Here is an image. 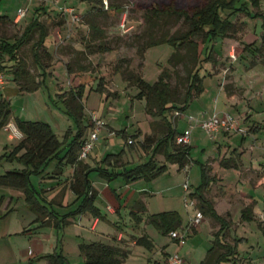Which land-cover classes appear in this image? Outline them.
Here are the masks:
<instances>
[{
  "label": "rangeland",
  "instance_id": "rangeland-1",
  "mask_svg": "<svg viewBox=\"0 0 264 264\" xmlns=\"http://www.w3.org/2000/svg\"><path fill=\"white\" fill-rule=\"evenodd\" d=\"M204 1L205 0H102L104 10L107 9L109 4L117 7L118 10L116 12L104 11L95 14L90 12L91 9L89 5L77 0H32L30 4V13L15 23L13 13H16L19 4H23L24 1L1 0L0 12L7 11L10 17L7 22H0V38L6 39L12 43L22 35L24 28L36 16L33 11L36 7L42 6L46 7L48 10L47 14L39 15V20L48 30L46 48L52 56V61L50 67L46 70V78L41 77V81L43 82L34 92L13 96L12 98L9 97L13 117L27 121L46 122L53 126L54 131L59 134L61 142L66 141L69 137V140H71L78 128L76 123L65 113V106L59 94L66 93L69 89L75 88L79 82L77 77L67 74L65 64L69 63L74 72L83 67L87 75L95 78V81L85 87V93L82 98L85 106L83 126H87L85 127L84 136L92 129L91 120L93 116H96L98 120L104 123L103 129L98 136V143H95L94 150L92 149L93 151H90L91 155L89 153L85 160L94 163L95 160H101L105 157L106 152H98L97 145L101 144L102 151L106 147L105 151L117 153L123 148L122 150L126 152L130 160L131 156H129V154L134 152V155L138 153L136 158L140 161H144L145 157L141 149H139L140 144L138 142L134 141L133 144L130 145V143L125 144L124 141H120L114 148L112 144L107 143L108 140L114 138L123 140V134L120 131H124L127 135L136 133L138 130L136 129L138 122V125H142V122H148V124L152 125L154 140L158 139L163 132L160 119H152L146 115L145 101H137L134 99L137 94V89L134 86L128 85L120 73L114 72V67L121 62L120 65L124 71L139 75L149 84L155 83L163 70L168 69L172 71V68L168 64V60L173 50L169 45L163 44L153 46L147 49L144 55L138 53V48L145 45L146 42H149L150 37L159 39L164 34H181L188 29V25L183 19L176 20V18H167L163 15L154 16L150 12L153 9L167 6H173L177 10L191 12L196 7H201ZM59 7L71 8L77 19H73L70 14H65L60 11ZM262 10L264 11V3ZM223 16L228 17L229 20L234 23L236 31L227 38H218L213 42L215 51L213 53V59L217 61V65L214 66L205 62L202 64L200 76L203 79L206 95L202 99L197 100L199 105L204 104V102L212 106L221 103L219 99L222 98L224 93L228 95V91L233 93L237 89L231 77L233 68L239 63L243 64L244 61L245 65H248L251 61L259 60V57H255V50L260 47V37L263 33L262 30L260 31L259 29L261 21L250 20L240 13L233 15L224 14ZM90 23H94L105 32L103 38L106 40L108 46L111 47V52L88 55V50L84 47H87V44H89L96 48L99 44V41L96 40V37L90 31ZM122 24L123 28L121 27ZM37 39L38 33L34 32L22 44L18 52L19 59L26 64V68L34 76L41 74V71H39L33 62L31 51L32 45ZM194 40L198 43V55H200V59L203 60L206 46L201 43L200 38H194ZM82 51L84 54L80 55L79 53ZM184 52L185 48H181L180 53L183 54ZM77 53V56H79L78 59L76 56ZM6 66L9 67L10 64L7 63ZM183 69L182 65H179L176 68L175 75L171 74L170 79L171 88L177 94L179 100L183 99L186 89V76ZM100 79L103 80L101 93L95 91ZM37 80H40V77H38ZM3 82V85H0L1 88H4L6 86L5 83L8 82V79H4V76ZM245 103L248 109V101ZM222 106L224 105L222 104ZM232 108L236 109L235 106ZM202 116H219V118L230 117L234 121L236 127L238 126V120L233 117L234 115L228 109L218 111L217 109L212 110L211 108L200 107L191 115L195 120H199ZM237 116L239 120L244 118L245 122L248 120L246 114H237ZM169 117L171 118V113H168V118ZM136 121L137 124L135 123ZM188 121L187 117V128L190 125ZM130 127L133 129H130ZM195 129L197 128L193 127L192 131ZM239 129L242 130V132H239L241 136L248 134L246 130ZM178 130H183V126L179 125ZM102 132H106L108 137L105 138L112 137L109 135L111 133H113V137L105 139L102 136ZM210 140H216L214 139V135L210 136ZM214 144L215 143H213V145ZM5 146H10L7 141V133L0 130V168L2 165H5L8 169H12L10 166L11 163L7 159L1 157L5 151ZM110 146H112V150H110ZM202 149L203 148H200L198 145L193 146L191 151L193 160H189L180 172L177 171L178 165L176 163L168 162L169 169L155 179L151 181L137 179L129 182L132 184V190L144 189L148 192L145 196L148 198L147 208L149 214L153 215L167 211L178 212L182 224L184 226L187 224L184 229L181 230V233H190L191 230L198 225H191L197 212L196 208H186L184 201L185 196H187L188 201H194L190 194L195 192L200 181L198 161H205L207 159V166H211L213 162L218 161V158L212 159V153L214 152L212 149L209 151V148L207 153L202 151ZM235 161L237 162L236 158ZM130 164L131 166L129 167H132L137 165L138 162ZM5 171L6 170H0V173ZM243 172L244 177L248 176L251 178L252 182H255L256 178L253 177V171L246 170ZM92 175L98 178L95 173ZM210 175H213L212 172ZM34 178L35 176L30 177L31 180H34ZM121 181L123 184L127 183L121 179L114 183H109L101 179L94 182L96 183L94 187L99 191V195L95 199V206L100 208L102 219H100V224L96 230L97 232L89 230V223L87 221L86 224H82V238L85 241L98 239L100 235L99 231H102L106 234V236H104L105 238L102 237V241L113 242L114 240L112 237L116 238L118 233H122L126 236L129 230L133 229L128 216L129 208L123 206L119 208L120 200H118L114 192L111 191L113 189H118L123 201L127 200L132 192L134 193V191L127 189L126 186L123 187V184L119 186ZM72 182L73 177L68 175L64 181L65 186L63 188H66ZM217 183H213L210 186L209 191L205 194L207 199L212 200L215 198L219 201L229 200L230 202V200L236 196L235 189L231 186ZM184 184L188 186L187 192L183 190ZM14 192L16 194L18 191ZM15 200L14 204L19 207L24 204V201L21 199L18 200L17 198ZM123 201L121 205H123ZM107 206L121 209V218L117 214L115 216L109 215L107 213ZM50 207L58 212L59 215H63L71 210V206L67 209L58 205H51ZM17 212L18 220L26 222V209L20 207ZM224 217L226 218L225 215ZM259 220L261 219L259 218ZM113 221H119V223H116L117 227L111 223ZM210 222L214 230H216L218 224L213 220ZM145 224V230L153 239L155 249L148 251L141 246L132 247L131 253L123 264H152L154 260L163 263L164 259L166 263L168 258H166L164 252L161 251L162 249L167 251L165 253H170V256L174 255V253L181 254L180 246L177 244L174 246L168 235L162 234L150 223L145 222ZM202 224L206 225L208 223L206 220H203ZM261 224L264 225V221H262ZM68 226L66 225L62 230L42 228L39 234L42 233L44 235L39 236L38 233V235H33L36 237L39 236L44 242H41L39 248L38 246L36 247L37 250L40 249L41 252L38 254L39 256H33L34 258L32 261L35 263H43L44 259L41 258L42 256L53 253L54 251H61L64 256L65 251L67 262L70 264H77V257H75L74 251L77 250L79 244H77L78 242L76 243L74 236L70 235L72 230L70 231ZM195 234L197 235V232ZM198 235L199 239L195 240L191 243V246H189L190 239L186 234L187 239L185 243L187 242L186 244H188L189 248H194L192 251L193 261H196V258L202 255V251L200 250L202 247L201 243L205 242L204 234L202 235L199 232ZM252 241H256L254 236ZM125 242L126 240H122V243ZM181 247H184V245ZM182 254L184 255V252ZM180 259L182 258L180 257ZM262 259L264 260V255ZM28 262L26 261L25 264Z\"/></svg>",
  "mask_w": 264,
  "mask_h": 264
},
{
  "label": "trees",
  "instance_id": "trees-1",
  "mask_svg": "<svg viewBox=\"0 0 264 264\" xmlns=\"http://www.w3.org/2000/svg\"><path fill=\"white\" fill-rule=\"evenodd\" d=\"M77 1L89 5L90 12L95 14L104 11L116 12L118 10L117 7L111 4L104 10L102 0ZM248 5L257 8L258 0H247L242 3L241 0H205L201 7H196L191 12L177 10L173 6L153 9L150 13L154 16L163 15L167 18H176V20L183 19L188 25V29L181 34H164L159 39L150 37L149 42L138 48V53L144 55L145 51L153 46L169 45L173 50L168 60L172 71L163 70L158 80L153 84H149L139 75L124 71L120 65L121 62L114 67V72L120 73L128 85L137 89L135 99L145 101L146 115L150 118L160 119L163 127L162 137L157 140L146 137L143 144L148 146L154 144L153 154L163 152L166 162L177 163L181 169L190 160V148L189 145L180 147L175 144L177 134L167 121L165 114L175 108L176 105L187 104L191 99L202 93L203 86L200 71L202 70L203 62H210L212 59L213 49L209 44L218 38H227L236 31L234 23L223 15L240 13L250 18L261 17L259 14L252 16L248 10ZM42 11L46 13V10L41 7L35 10L36 17L28 23L22 35L13 43L0 38V74L2 76H11L19 94L34 92L43 82L41 80L37 81L36 78L38 76L35 77L31 74L26 68V64L18 57L20 47L34 32L38 33V39L32 45L31 51L35 66L41 71L39 76L44 77L52 61V56L45 46L47 28L37 16ZM261 18L263 33L260 37V47L255 50L260 55L264 53V16ZM0 22H6V18L0 16ZM89 28L96 40L99 41V44L96 48L87 44V47L84 48L88 50V55L111 52V47L108 46L103 38L105 32L94 23H90ZM194 38H200L201 43L206 46L203 60L198 55V43ZM181 48H185L183 54L180 53ZM79 54L83 55L84 52L82 51ZM78 58L79 56H77ZM7 63L10 64L9 67L6 66ZM179 65L184 68L183 72L186 76V89L182 100H179L170 85L171 74L175 73ZM65 69L68 75H73L79 79L78 85L70 89L67 95H65L66 93L60 95V99L65 106V113L76 123L78 128L69 143L60 142L50 125L46 122L13 118L10 102L7 99H0V130L5 128L13 119L16 129L22 134V140L10 152L4 153L1 157L7 159L10 163L16 162L24 167L23 170H12L0 175V188H11L21 191L26 205L36 217L33 224H38L39 227L52 226L56 230H62L68 224L69 218L84 213L90 214L95 219H102L99 209L94 205L97 193L92 189L91 182L86 174H81L77 171L74 173L70 188L81 201L74 212L62 216L57 215L52 210V207H50L51 203L46 201L43 196L44 193L37 191L30 179L31 176L38 177L42 175L45 168L54 160L57 161L58 165L65 162L68 165L79 166L82 162L77 159L83 143L81 139L86 127L83 126L84 105L82 98L85 87L95 81V78L87 75L83 67L74 72L71 65L66 63ZM102 81V79L98 81L96 92H102ZM169 147L173 148L172 153L168 151ZM63 152H65V155L60 158ZM229 163L230 160L222 161L224 167H236V163L233 162L232 166ZM200 167L201 183L191 196L197 200L202 216L210 218L219 226L218 231L214 234L215 239L212 248L207 252V257L202 264H209L215 257L214 263L221 264V262L227 261L229 257L233 256L235 250L233 247L223 244L219 239L220 235L228 228L229 223L225 218L217 214L212 203L206 198L205 192L214 179L209 176L210 170L208 167L204 165ZM165 170V165L158 166L153 157H151L146 163L124 170L121 173L116 174L99 168L96 172L107 181L121 176L124 180L130 182L137 179L151 181L164 173ZM144 212L145 207L143 204L137 203L130 212L134 224L140 223L141 220L138 214ZM148 223L156 227L162 234L169 235L170 232L180 227L181 220L177 212H163L151 215ZM133 241L135 245L141 246L148 251L154 248L153 241L145 234L133 237ZM78 249L84 264H123L129 255V251L97 242L81 243ZM219 251L222 252L219 253ZM41 258L46 261V264H68L61 251H54ZM31 263L33 261H30Z\"/></svg>",
  "mask_w": 264,
  "mask_h": 264
},
{
  "label": "crops",
  "instance_id": "crops-1",
  "mask_svg": "<svg viewBox=\"0 0 264 264\" xmlns=\"http://www.w3.org/2000/svg\"><path fill=\"white\" fill-rule=\"evenodd\" d=\"M23 1H24L23 4L21 5L19 4V6L17 7L16 13H13L15 23H17L19 20L23 19L26 15H28V13H30V4L32 0H23ZM245 1L247 0L244 1L241 0V3ZM263 3L264 0H258L257 8H253L250 5H248V10L250 14L252 16H254L255 14H259L261 17L264 16V11L262 10ZM40 7L46 10V13H43L42 11L40 12V14L48 13L46 7H42V6L36 7L33 10L34 13H36L35 10ZM20 11H24L25 13L24 16L19 19L18 14ZM0 16H4L6 18V22L10 17L7 11L0 12ZM245 17L250 20H254L258 22L260 20L261 23L259 25L260 26L259 29L260 31L262 30L261 17H255V18H250L247 16ZM47 36H48V30H47ZM47 39L48 37L46 38V40ZM209 45L213 49V52L211 54L212 59L210 62H205V63H209L216 66L217 61L213 59V53L215 52L213 47V42L210 43ZM45 46L47 47L46 41H45ZM255 57H259V60L251 61L248 65H245V61H244L243 64L239 63L233 68V71L231 72V77L232 80H234L233 82L236 84L237 89L233 93L228 91L229 93L228 95H225L224 93L222 98L219 99V101L221 102L218 104L219 106L218 105L212 106L211 104L207 105L205 102L202 105L198 104L197 100L202 99L206 95V89L204 87L203 79H202L203 91L199 96L191 99L187 104L176 105L175 108H173L171 111H168L165 114L167 121L174 128L175 133L181 134L188 129L186 123L187 117L193 115L198 110V108L207 107V108H211L212 110L217 109L218 111L222 109H228L234 115L233 117L236 120H238L237 127L246 130L248 133L245 136H241L240 133L236 131H232L230 133L218 132L214 135V139H216L214 141L210 140V136L204 133L203 131L199 130L198 128L193 130L190 135V143H189L190 160H193L191 157V151L194 145H198L200 146V148H203L202 151H204L205 153H207V150L209 148H210L209 151H211L212 149L214 151L212 153L213 155L212 159L218 158V161L213 162L211 166H207L206 164L207 159L205 161H200V162L198 161V170L200 176L199 185L201 183V167H200L201 165H204L209 168L210 170L209 176L214 179V181L210 183L205 194L209 191L210 186L213 183H217V182H218L217 184L233 187L235 189L234 191L236 192V196L233 197V199L230 200V202L229 200L219 201L216 200L215 198L209 200L212 203L213 208L217 212V214L223 218H225L224 217L225 215L226 216L225 220L228 221L229 223L228 228L220 235L219 238L220 241L223 244H227L233 247L235 250L234 255L229 257L227 261L221 262V264H264V260L262 259V256L264 255V225L261 224V222L264 221V53H262L261 55L256 53ZM37 76L40 77L41 80V76L39 75ZM42 78H46V72L44 74V77ZM4 79H8V82L5 83L6 86L4 88H1L0 86V99L3 98L9 101V97L12 98L13 96L22 95L18 93L17 87L12 81L11 76L4 75ZM67 92L66 94L65 93L62 94L67 95ZM137 101H144V100H137ZM246 101H248L247 104H249L248 109L245 106ZM222 104L225 107L222 106ZM234 106L236 107V109L232 108ZM176 112L180 113L179 117L174 115ZM168 113H171V118L170 117L168 118ZM237 114H241V115L246 114L248 120L246 122H245V118L239 120ZM135 123L137 124V121ZM138 124L136 127V129L138 130L136 131V133H132L131 135H127L125 134L124 131H120L123 134V140H121L120 138L118 139L114 138L111 140L110 138H112L113 136L110 138H105L108 137L106 132H102L103 133L102 136L105 139H110L107 141V143L112 144L113 148L117 146V144H119L120 141L121 142L124 141L125 144L130 143V145H132L134 141L138 142L140 144L139 149H141L142 154L144 155L146 161L145 159L144 161L143 160L140 161L138 158H136V155H138V153L136 155H134V152L129 154V156H131V160H130L126 152L122 150L123 148L120 150V152L109 153V151H105L106 147L102 151L101 144L98 145L96 144L98 148V152L100 153L106 152L105 157H103L101 160L97 159L94 161V163L85 160V162L82 161L79 166L68 165L65 164V162H62L61 164L58 165L57 161L54 160L45 168L42 175L38 177L35 176L34 180L33 179L31 180L32 185L35 187L37 191H42L44 193L43 195L44 198L46 199V201L50 202L51 205H58L65 209L71 206V210L63 214L66 215L71 212H74L79 206L81 201V199H78L71 190L70 188L71 184H69V186H67L66 188H63L65 186L64 181L66 180V177L68 175L73 177L76 171L81 174H86L87 178L91 182L92 189L97 193L96 196L97 198L99 195V191L94 187V184H96L94 182L99 179L105 181V179L102 176H100L98 172H96L98 168L117 174L123 172L124 170L131 169L137 165L143 164L144 162H147V160H149L151 157H153V160L158 166L165 165L166 170L169 169L168 162H166L163 152H158L156 154H153L152 152H153L154 144L151 146L143 144L146 137L153 138L152 125L148 124V122H142V125H138ZM83 125H84V120H83ZM179 125L183 126V130H178ZM7 126L1 129V131H3L4 133H7V141L10 144V146L4 147L5 149L4 153L10 152L22 140V134L18 132V130L16 129L13 119L10 121V123ZM50 127L52 128L53 132L60 141L59 134L54 131L52 125H50ZM130 129L133 128L130 127ZM87 136L88 134L86 136L83 135L81 139L82 142L87 138ZM161 137L162 135L158 137V139H160ZM69 138L65 141L66 143L70 142ZM213 143L215 144L213 145ZM112 146H110V150H112L111 149ZM168 151L172 153L173 148L169 147ZM64 155L65 152H63L60 155V158H63ZM235 158L237 159V162L235 161ZM223 160H230L229 163L230 166L233 165V162L236 163V167H229V168L224 167L222 165ZM135 162H138V164L129 167L131 166L130 163H135ZM10 166L12 169H8L7 166L2 165L0 170H6V171L0 173V175H3L4 173L12 170L20 171L24 169L22 165L16 164L14 162L11 163ZM246 170L253 171V177L256 178L255 179L256 183L252 182L250 177L248 176L244 177L243 171ZM177 171L178 172L182 171L179 165L177 166ZM211 172L213 174L212 176L210 175ZM93 173H95L99 179L95 178L96 176L92 175ZM119 179L126 181L124 180L123 177L117 176L116 178L110 181L106 180V182L114 183ZM121 184H123L122 181L119 183V186ZM124 186H126L127 189L132 190L131 183L127 182L123 184V187ZM8 189L11 190V188H0V264H25L26 261L30 262L31 260L32 262L34 258L33 256L35 257L39 256L38 254H40L41 252L40 249H38L39 250L38 251L36 247L38 246L39 248L41 242H44V240L39 237L44 234L42 233L39 234L40 233L39 231L42 228L52 229L53 227L52 226L39 227L38 224H33V221L35 220L36 217L26 205L24 201L23 193L18 190L13 189L10 191ZM14 191H18V192H16L15 194ZM111 191H113L117 199L120 200L119 208L121 206L125 208L127 207L129 208L128 216H129L130 224H132L133 226L132 227L133 229H130L129 233H127L126 236H124V234L122 233H118L116 238L112 237L114 240L113 242L102 241V237L105 238L104 236H106V234L103 233L102 231H99L100 235L98 239L85 241L82 238V228H83L82 224L83 223L86 224L87 221L89 223V230L92 232H97L96 230L100 224V219H95L88 213H84L76 217L69 218L67 226L69 225L68 226L69 230L70 231L72 230L70 235L74 236L76 243L78 242L77 244H81V243L88 244V243L97 242L108 246L119 247L121 249L129 251L130 254L131 248L137 246L133 241V237H139L140 235L145 234L153 241V239L147 234L145 230V225H146L145 222L148 223L149 217L151 216V214L148 213V208H147L148 198L147 196H145L146 194H148V192L144 189H133L132 191H134V193L132 192V194H130L127 200L123 201V198H121L122 196L121 194H119L118 189H113ZM17 198L18 200L21 199L24 201V204L21 205L20 207L26 209L27 211V216H25L27 218L26 222H23V220H18L17 218V213H18L17 211L20 208L19 206L14 204L16 201L15 199ZM193 199L195 201L193 207H195L197 210L196 214L201 213L198 208L197 200L195 198ZM122 201L124 202L123 205H121ZM137 203L143 204V206L145 207V212L138 214L141 221L136 225L132 220V216L130 215V212ZM96 207L100 211V208L98 206ZM119 208L118 207L112 208L107 206V213L109 215H114V216L117 214L121 218V209ZM52 210L57 215H59V213L56 212L53 208ZM167 212H176V211H167ZM259 218L261 220H259ZM201 220L202 221L206 220L208 224L206 225L202 224L201 221V223L195 226V228H193V230H191L190 233L185 232V235L187 234L188 238L190 239L189 246H191V243L199 239L198 238L199 232L202 235L204 234L203 236L205 238V242L201 243L202 247L200 248V250L202 251V255L196 258V261L195 260L193 261L192 251L194 248H189L186 242L184 243V247L180 246L181 254L184 252V255L174 253L182 258L180 259L181 264H186V263L202 264L207 257V252L212 248L213 241L215 239L214 234L218 231L219 226L216 230H214V228L211 225L210 218L203 216ZM119 221H113L111 223H113V225L117 227L116 223H119ZM186 225L187 224H185V226ZM185 226L182 224V220H181V225L177 230L181 232V230L184 229ZM196 232L197 235L195 234ZM37 233L39 234V236L37 237L33 236L36 235ZM187 236L185 240L187 239ZM253 236L254 238H256V241H252ZM122 240H126V242L122 243ZM171 241L174 244V246H176V244L178 245L176 240L171 238ZM153 249H155V244ZM161 251L164 252L166 258L172 256V255L170 256V253H165L167 252L165 249H162ZM221 252L222 251H219V253ZM74 254L75 257H77L76 259L77 264H84V260L80 255L78 248L76 251H74ZM65 256H66V252L64 251V257ZM215 258L209 264H215L214 263ZM165 261L166 260L164 259L163 263H161L158 260H154L152 264H164ZM29 262L26 264H30ZM31 264H46V261L43 260V263L33 262ZM68 264L70 263L68 262Z\"/></svg>",
  "mask_w": 264,
  "mask_h": 264
},
{
  "label": "built area",
  "instance_id": "built-area-1",
  "mask_svg": "<svg viewBox=\"0 0 264 264\" xmlns=\"http://www.w3.org/2000/svg\"><path fill=\"white\" fill-rule=\"evenodd\" d=\"M59 10L65 14H70L73 19H77L73 14V10L67 7H59ZM24 11H20L18 14V18L24 16ZM123 28V24L121 25ZM3 76L0 74V85H3ZM175 116L179 117L180 113L176 112ZM188 122L190 123L188 129L181 134H178L175 138V144L180 147L188 146L190 143V135L193 127L198 128L209 136L215 135L218 132L230 133L232 131L242 132L239 128L236 127L234 121L230 117L219 118L217 116H202L199 120H195L193 117H188ZM92 129L88 133L87 138L83 141L79 153H78V161H84L87 159L90 151L94 148L95 143L98 140V136L103 129L104 123L96 118V116L92 117L91 120ZM8 127V126H7ZM113 136V133L109 134ZM183 190L185 192L188 191V186L186 184L183 185ZM185 207H193L195 202L193 200L188 201L187 196L184 197ZM203 218L201 213H197L193 218L191 225L195 226L200 223ZM169 237L176 240L179 246L184 245L186 235L185 233H181L178 230L169 233ZM165 264H181V260L177 254L172 255L168 258Z\"/></svg>",
  "mask_w": 264,
  "mask_h": 264
}]
</instances>
